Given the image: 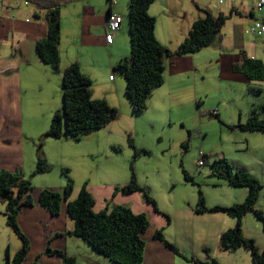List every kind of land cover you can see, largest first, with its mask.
Listing matches in <instances>:
<instances>
[{
    "label": "crops",
    "instance_id": "crops-1",
    "mask_svg": "<svg viewBox=\"0 0 264 264\" xmlns=\"http://www.w3.org/2000/svg\"><path fill=\"white\" fill-rule=\"evenodd\" d=\"M26 1L28 4L25 3ZM59 1L62 6L60 58L57 72L42 63L35 53V43L46 36L47 11L40 10L28 0H9L0 10V171L14 173L18 168L24 170L27 166L25 157L28 159L29 168L35 169L38 151L35 150L36 144L41 142L40 139L47 131L53 114L59 111L61 73L71 64L76 63L82 74L91 80V93L94 99L105 100L114 107L118 111L117 117L121 115L128 117L133 113L125 95V80L113 71V66L119 60L128 57L130 53L128 11L120 9L122 5L127 7L128 0ZM253 2V0H153L148 14L155 19V38L170 51H175L187 37L192 23L204 17L203 10L209 12L214 19L219 15L228 18L215 33L210 46L195 54L167 59L163 84L155 89L147 100L145 113L150 116V123L165 118L169 112H178L179 108L192 104L195 112L191 120H196L201 125V115L207 114L205 113L207 109L204 111L201 109L205 105L202 97L208 99L210 89L213 91L211 96L217 97L216 103L210 105L212 111L217 113L220 122L223 121L231 132L238 133L235 135L244 138L247 151L252 149L256 154L264 156V132H245L261 133L259 136H252L262 144V147L258 148L256 145H251V138L244 136L243 131L233 127L238 123H244L253 108L264 103V97L259 98L256 95L263 91L264 81H250L244 74L233 70V65L240 62L241 52L250 59L264 62V41L261 42L264 33L256 37L250 32L253 21L264 22V11H262L264 7L255 10ZM67 5L69 10L63 13L65 11L63 7ZM97 7L100 8L98 11ZM110 14L120 16L122 22L112 42L106 44L105 24ZM251 35L256 39H252ZM215 69L218 75L217 85L207 84L206 76ZM113 72L119 76L116 78ZM224 82L228 84L227 87L223 86ZM236 84H246L255 92L250 93L252 97L248 96V100L241 103L238 98L232 96V89ZM235 91L248 95L241 89L236 88ZM229 105L232 109H227ZM225 109L229 113L226 118L223 117ZM178 122L187 132L197 130L196 124L192 125L185 118ZM48 139L43 140L40 148L46 161L52 162L51 156L55 154L51 151L55 149V139ZM25 152L26 156H24ZM240 167L262 185L256 207L264 213V181L254 176L251 170ZM126 184L128 183L123 185ZM222 184L223 186L220 184L213 186L216 189L226 185L223 182ZM118 186L121 185H92L88 187V192L94 201L97 197L104 200L107 194L106 196H111L115 204H125L130 206L134 213H146L151 217L150 226L143 235L145 250L142 264H204L210 258L216 259L219 264H253L249 253L244 249L224 253L218 248L220 234L235 226V220L232 218L221 213L197 214L194 212L195 204L187 201L188 196L175 206L174 212L163 210L169 214V218H165L155 214L154 208L152 209L149 206L151 204L144 201L140 192L130 196H125L121 192L114 194ZM236 189L238 190L227 194L229 198L223 203L216 201L222 197V194L215 191L216 199L206 206L227 207L242 203L248 191L245 188ZM74 194L76 193L73 192L72 196ZM36 197L35 194L32 200L35 208H26L20 215V217L23 215L31 217L35 226L42 224L41 238L36 248L31 246L27 260L35 262L34 264H55V258L46 255L45 250L49 247L67 253L69 235L74 223H71L69 216L65 214L63 218L54 217L47 210L35 205ZM133 197L138 201L137 206L131 201ZM103 202V205L95 202L93 208L95 212L110 204L107 201V204ZM37 212H40V219L36 220L32 216ZM248 215L242 221L244 235L253 239L258 249L263 250L264 240L259 228L252 218H248ZM157 229H163L165 239L174 245L181 257L163 243L154 240L153 234ZM192 232L196 235L195 243H192ZM53 236L55 241L49 245L48 237L53 241ZM71 239L74 249H83L86 253L85 260L78 264H113L81 242L83 240L77 237ZM194 244L200 249L199 255L194 253ZM205 248L209 250L208 254L204 253ZM212 252L217 253V256L211 257ZM1 256L0 264H6L2 250ZM189 260L199 262L191 263Z\"/></svg>",
    "mask_w": 264,
    "mask_h": 264
},
{
    "label": "trees",
    "instance_id": "trees-1",
    "mask_svg": "<svg viewBox=\"0 0 264 264\" xmlns=\"http://www.w3.org/2000/svg\"><path fill=\"white\" fill-rule=\"evenodd\" d=\"M40 10H46V36L35 43V53L39 60L59 71V43H60V10L59 0H28ZM254 1V0H253ZM153 0H128V22L130 53L128 57L119 60L113 71L125 80V95L134 114H141L147 106V100L153 91L164 81L165 65L168 58L183 57L195 54L211 45L215 33L223 26L228 16L219 15L217 19L203 10L204 17L192 23L187 37L175 51L163 47L155 38V19L148 14ZM262 22V21H253ZM264 23V22H262ZM240 62L233 65L234 72L244 74L250 81L264 80V62L240 54ZM91 80L79 69L71 64L61 73V102L62 107L51 118L48 130L40 139V146L46 138L79 140L96 130L104 128L113 121L118 111L105 100L94 99L91 93ZM211 116L218 119L217 113L211 111ZM262 115V117H260ZM220 122V120L218 119ZM243 132H264V103L253 108L250 116L244 123L233 126ZM188 137L191 132H187ZM186 147V146H185ZM203 153L205 164L208 157ZM141 155H148V151H135L134 159ZM48 171L46 159L37 151L35 173ZM185 181L194 184L193 179L183 170ZM211 177L222 181L229 187L245 188L248 193L242 203L228 207H207L203 195L198 191L196 208L197 214L213 213L224 214L235 220V226L222 232L218 238V248L221 252L233 253L244 249L250 255L253 264H264V249L259 250L253 239L244 235L242 221L247 214L261 224L264 234V213L256 207L262 185L241 167L231 165L225 158L214 161L211 165ZM73 183L67 177L62 193L43 189L38 203L50 215L59 213V203L66 202V213L74 223L70 235L88 243L89 247L100 256L105 257L113 264H142L144 259L145 240L143 235L150 226L146 213H134L125 204H107L104 209L95 212V201L82 186L78 196L71 200ZM31 183L22 177V170L17 172L0 171V198L6 202V223L21 239L22 245L12 260V264H21L28 250V239L21 232L17 224V216L22 207L31 205ZM124 194L140 192L144 200L150 203L159 213L155 201L149 193L141 188L132 173L128 184L116 187L115 193ZM154 240L161 242L180 256L173 244L168 242L163 229H157L153 234ZM208 254L209 250L204 249ZM45 254L59 256L64 264H75L73 258L67 257L60 250L46 248ZM9 260V259H8ZM197 263V260H189ZM10 264V262H9ZM204 264H219L216 259H209Z\"/></svg>",
    "mask_w": 264,
    "mask_h": 264
},
{
    "label": "rangeland",
    "instance_id": "rangeland-1",
    "mask_svg": "<svg viewBox=\"0 0 264 264\" xmlns=\"http://www.w3.org/2000/svg\"><path fill=\"white\" fill-rule=\"evenodd\" d=\"M63 9L65 10L63 13H65L67 9L69 10L68 5L64 6ZM99 9L100 8L97 7V11ZM120 9L125 11L127 7L122 5ZM262 11H264V9ZM95 30L97 29L95 28ZM251 38L256 39V37L252 35ZM263 41L264 35L261 42ZM113 74L116 78L119 76L116 75L115 72H113ZM217 76L216 69L212 70V73L206 76V83H214V85H217ZM227 85L228 84L225 82L223 83L224 87H227ZM236 88L242 91L244 90L248 95L236 92ZM262 89L263 91H257L258 93H256L259 98L264 97V87H262ZM212 92V90H208V99H205L204 96L202 97L205 101V105L204 108L201 107V109L203 111L207 109L205 112L207 114L201 115V125L198 124L196 120H191L195 112L192 104L179 108L177 110L178 112H169L165 118L154 120L153 123H150V116L147 115L144 110L141 114L131 113L128 117L121 115L115 118L111 123H108L104 128L85 135L77 141L64 138L55 139V149L51 151L55 156H51L52 162L47 161V172L35 173V169L32 170L29 168L28 159L25 157L27 166H25L24 170L21 168V170L24 171L22 177L30 180L32 191L31 205L22 207L17 216V224L29 242L28 253L21 264L35 263L29 262L27 258L31 253V246L36 248V245H38V241L41 238L40 231H42V224H37V226H35L31 221V217L26 215L20 217L21 213L26 208H35V206H33L34 203H32L35 194L37 195L35 205L44 209L38 203L40 192L43 189H49L53 192L62 193L67 177L73 183V192L76 193L70 197V199L73 200L78 196L81 187L84 185H86L87 191L88 187L90 188L92 185L118 184L122 186L124 183H129L133 173L137 184L145 189L149 193V196L155 201L159 210V213L155 212V214L162 215L165 218H169V214L163 210L169 213L174 212L175 206L187 196V201H190L191 204H195L196 208L198 191L202 193L205 204H209L216 199V197H214L215 191L222 194V197L216 201L223 203L224 200H228L229 197L227 194H229L230 191L238 190L227 185L222 188L217 187L216 189L213 186L214 184L223 186L221 181L210 176L211 165L218 159L225 158L236 168L240 166L245 167L251 170L254 176L264 181V156L262 154H256L252 149L247 151V145L243 137H238V135H235L238 133L231 132V129L228 128L223 121L219 122L216 117L210 115L213 109L210 104H215L217 101L216 95L211 96ZM252 92L255 91L252 90L251 87H247L246 84H236L234 89H232V96L233 98H238L242 103L248 100V96L252 97ZM214 94H216V92H214ZM61 107L62 102L60 100L58 109L60 110ZM227 109H232V107L229 105ZM228 114V110H223L224 118H226ZM184 118L190 121L192 125L196 124L197 130L192 131L189 137L187 131H185L178 122ZM198 128L200 131H198ZM259 134L261 133L248 134L243 132L244 136L251 138V145H256V147L261 148L262 144L252 137L259 136ZM45 140L49 139L46 138ZM40 147V143L36 144L35 150L41 152L42 148ZM200 149L205 153L204 155L208 157V160L203 165H198V151ZM140 150L148 151V155H141L134 159L135 151ZM26 154L25 152L24 156H26ZM183 170L193 179L194 184L185 181ZM106 195L104 196V200L103 198L97 197L95 199L96 204L103 205V201H105L106 204L107 202L115 204L114 200H111V196L109 197ZM126 195L130 196L131 194H125V196ZM189 195H191L192 198ZM131 201L135 206L138 205V201L135 197H133ZM149 206L153 209L152 205ZM5 211L6 202L0 198V260L2 261V250L6 264H9V262L12 264V260L21 248L22 242L17 234L7 225L4 215ZM64 214L68 216L66 213V202L61 200L59 203V213L54 217L63 218ZM147 216L151 220L148 214ZM248 216V218H252L257 224L259 232L264 240V234L263 232L261 233L262 229H260L261 224L252 214ZM32 217L36 220L40 219V212L35 213ZM69 221L73 223L72 220L69 219ZM191 230L194 231L192 228ZM192 234V243H195L196 235L194 232H192ZM69 236L68 252L66 253L63 250L61 252L67 257L73 258L75 264L82 263L86 258V253L83 249H74L70 239L75 237ZM49 237L47 243L50 245V243L55 241V236H53V241H51ZM81 242L88 245L85 241ZM194 249V253L199 255L200 249H198L195 244ZM259 250L261 251L262 249ZM216 256L217 253L212 252L211 257ZM49 257L55 258V264H64L62 259L57 255H51Z\"/></svg>",
    "mask_w": 264,
    "mask_h": 264
},
{
    "label": "built area",
    "instance_id": "built-area-1",
    "mask_svg": "<svg viewBox=\"0 0 264 264\" xmlns=\"http://www.w3.org/2000/svg\"><path fill=\"white\" fill-rule=\"evenodd\" d=\"M17 1V0H14ZM9 2V0H0V10ZM28 4V2H25ZM264 7V0H254L253 2V9L255 10H261ZM122 18L118 15L110 14L106 19L105 24V42L106 44H110L114 38L115 33L120 29L121 27ZM250 32L252 35L256 37H260L264 33V23L262 22H254L250 27ZM113 77L111 76V79ZM215 113V112H214ZM198 165H201L203 162V152L201 149L198 151Z\"/></svg>",
    "mask_w": 264,
    "mask_h": 264
}]
</instances>
